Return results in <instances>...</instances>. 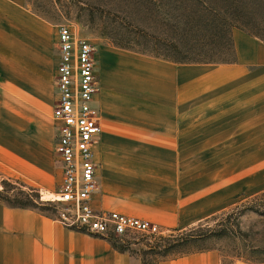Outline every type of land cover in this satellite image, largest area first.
Returning <instances> with one entry per match:
<instances>
[{
	"label": "crops",
	"instance_id": "obj_1",
	"mask_svg": "<svg viewBox=\"0 0 264 264\" xmlns=\"http://www.w3.org/2000/svg\"><path fill=\"white\" fill-rule=\"evenodd\" d=\"M230 39L233 57L221 62H173L99 46L92 207L174 230L259 184L264 42L240 29ZM55 42L56 29L25 0H0V168L47 191L54 169ZM0 264L139 262L104 237L0 202ZM161 264H218V258L207 250Z\"/></svg>",
	"mask_w": 264,
	"mask_h": 264
},
{
	"label": "rangeland",
	"instance_id": "obj_2",
	"mask_svg": "<svg viewBox=\"0 0 264 264\" xmlns=\"http://www.w3.org/2000/svg\"><path fill=\"white\" fill-rule=\"evenodd\" d=\"M26 6L48 26L66 24L77 37L94 46L124 48L167 60L229 61L230 34L240 29L264 42V0H25ZM258 185L234 196L221 210L179 231L128 233L106 237L139 264L212 250L218 264H264V154ZM49 190L31 185L21 175L0 168V202L29 200L34 210L51 215L49 193L58 180L52 158ZM5 170V171H4ZM22 184L23 186H21ZM31 186L32 191L24 188ZM22 194L18 193L19 189ZM20 189V190H21ZM186 236L180 240L177 234Z\"/></svg>",
	"mask_w": 264,
	"mask_h": 264
},
{
	"label": "built area",
	"instance_id": "obj_3",
	"mask_svg": "<svg viewBox=\"0 0 264 264\" xmlns=\"http://www.w3.org/2000/svg\"><path fill=\"white\" fill-rule=\"evenodd\" d=\"M55 52L50 118L58 180L49 193L52 218L65 228L104 238L153 233L155 226L146 220L92 207L91 195L97 189L93 152L100 132L93 105L97 92L94 46L68 25L59 24Z\"/></svg>",
	"mask_w": 264,
	"mask_h": 264
},
{
	"label": "trees",
	"instance_id": "obj_4",
	"mask_svg": "<svg viewBox=\"0 0 264 264\" xmlns=\"http://www.w3.org/2000/svg\"><path fill=\"white\" fill-rule=\"evenodd\" d=\"M171 61H173V62H186V61H180V60H171ZM193 62H198V61H193ZM203 62H209V61H203ZM20 185L23 186L22 184H20ZM24 188H26L29 191H32L33 190V188L31 186H26L25 184H24ZM20 189L18 190V193L19 194H22L23 193V190L22 189L20 190ZM24 195H25V197H26L27 200H19V199H16V200H14L11 203H7V205L8 206H11V207L34 208L33 203L28 198V197L31 196V194H29L28 192H25ZM45 209L50 210V206H45ZM175 231H179V229H176ZM186 236H188V235H184L182 233L177 234V237L180 240H185Z\"/></svg>",
	"mask_w": 264,
	"mask_h": 264
}]
</instances>
